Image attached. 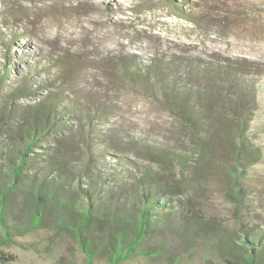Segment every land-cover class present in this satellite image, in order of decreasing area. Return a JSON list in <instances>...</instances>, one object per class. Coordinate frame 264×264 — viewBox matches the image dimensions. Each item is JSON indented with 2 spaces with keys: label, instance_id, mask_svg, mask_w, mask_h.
<instances>
[{
  "label": "rangeland",
  "instance_id": "1",
  "mask_svg": "<svg viewBox=\"0 0 264 264\" xmlns=\"http://www.w3.org/2000/svg\"><path fill=\"white\" fill-rule=\"evenodd\" d=\"M156 62H172L166 87L176 83L206 94L216 80L214 88L228 97L216 102L218 108L235 115L234 102L249 104L247 141L264 151V0H0V132L19 121L10 108L57 94L70 124L113 128L107 140L126 148L108 150L100 163L106 172L138 174L145 165L161 172L147 150H167L178 159L179 177L190 182L175 209L236 231L264 226V153L246 167L240 207L227 193L223 169L233 163L228 147L216 137L205 163L164 89L145 88L125 72L137 66L149 74ZM15 87L21 91L11 98ZM52 240L47 231L17 236L3 249L6 263L87 264L71 236L53 248ZM160 241L167 246L162 257L137 256L121 264H165L179 249L178 238L154 234L147 245ZM186 257L189 264H226L209 247L191 249Z\"/></svg>",
  "mask_w": 264,
  "mask_h": 264
},
{
  "label": "trees",
  "instance_id": "2",
  "mask_svg": "<svg viewBox=\"0 0 264 264\" xmlns=\"http://www.w3.org/2000/svg\"><path fill=\"white\" fill-rule=\"evenodd\" d=\"M153 64L155 67L147 68L149 74L141 73L137 66L125 67V72L145 88L164 89L185 129L200 146L198 156L205 163L210 155L208 145L216 137L228 147L233 163L223 169L229 179L227 193L241 207L245 194L240 181L247 178L246 167L264 153L247 141L251 107L237 100L232 104L235 115L218 108L216 102L228 97L214 88L216 80L206 94L179 88L176 83L166 87L164 75L169 65ZM19 91L21 87H15L9 97ZM62 101L50 93L33 104H17L10 112L19 121L0 132L2 264L9 260L3 249L17 236L35 231L52 233V248L62 236H71L87 264L97 260L121 264L137 256L160 258L167 246L165 241L148 246L154 234L178 238L179 249L167 256L165 264H189L186 254L197 247L213 249L226 264H264V226L246 225L236 231L203 214L175 209L173 202L188 192L190 182L179 177L178 159L167 150L146 149L161 172L147 165L139 166L138 174L106 172L100 163L110 156L108 150L126 148L107 140L113 128L74 127L66 120L67 107Z\"/></svg>",
  "mask_w": 264,
  "mask_h": 264
}]
</instances>
